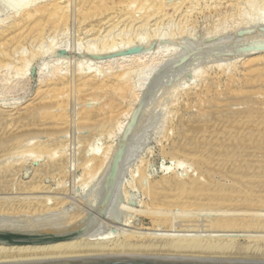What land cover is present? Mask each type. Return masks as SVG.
Listing matches in <instances>:
<instances>
[{"label": "rangeland", "instance_id": "1", "mask_svg": "<svg viewBox=\"0 0 264 264\" xmlns=\"http://www.w3.org/2000/svg\"><path fill=\"white\" fill-rule=\"evenodd\" d=\"M68 1L66 19H46L48 24L43 30H36L27 35L24 29L20 36L0 42V93H3L5 102L8 103L5 104L4 109L15 111L38 100V92L44 89L42 86H45L41 83L39 71L48 61L51 65L63 66L66 78L72 81V84L67 90L68 94L66 92L67 96L63 97L64 100L56 105L60 109H65L69 118L64 124L59 125L53 123L57 118L47 116L46 113L40 114L41 124H45V128H48L43 133L45 135L40 134L42 140L52 136L58 137L53 151L60 146L54 152L57 155V151L59 153L63 150L58 155L64 156L69 170V175L60 177L63 178L62 180L58 178L56 185L59 188H73L72 190L77 191L86 179L85 176V178L81 176L83 167L90 168L88 172L92 170L91 174L96 171L98 160L96 161L93 155L98 153L105 155V159L101 162L102 167L98 170L95 179L104 181L109 176L111 168L118 165L120 167L119 183L124 184L119 186L121 192L118 191L117 195L113 194L114 197L111 198L113 201L111 200L110 206H107V211L105 209L104 212H96L97 208L92 210V213L96 212L94 216L100 219L99 228L108 225L117 226L132 216V220L137 222L136 226L143 224L149 226L153 224L149 211L155 209L156 204L163 208L171 207L173 210L171 216L176 225H179L181 221L184 222L181 224L191 223L193 216L194 220L196 217L199 219L195 220L199 222V225L207 223L208 226V221L216 217L214 211H208L213 207L196 206V209L201 208L197 209L199 210L197 212L195 208L169 206L167 201L158 203L154 199V192L158 190L154 183L162 181L166 176L161 167L171 163L175 155H177L176 160L182 161L181 167L190 171L184 179L191 177L193 172L194 177L197 178L203 175L205 168L214 169L217 163L215 159L226 160L221 155L226 150L232 154L229 157H233L234 160L235 158L241 160V155L250 151L249 148L256 153L259 150L261 155L259 159L264 161V143H260V137H256L259 138L256 145L245 143L236 151L230 150L232 147L228 148L226 144L223 151L202 149L196 152L194 145L200 141L191 136L187 126V124L195 125L207 120L208 111L211 116L210 121L221 125L217 120L219 118H216L217 107L226 103L228 98L226 93L229 90L244 87L248 79V68H250L249 59L264 54V12L257 14V9L260 5H264V1L134 0L113 20L107 18L111 12V8L107 6L110 0H96L95 8H91L90 2L84 0ZM9 3L11 5L12 1L8 0L7 3L6 0L5 6L0 3V19H5L8 15L12 16L13 10ZM6 4L9 10L4 9ZM19 16L16 18L18 19ZM14 19L15 17L12 16L8 21ZM123 34H127L126 39L120 41L118 46L113 48V52L112 50L107 52L106 41L108 39V42L112 41L111 39ZM20 45L26 47V51L24 50L26 54L31 47L35 56L29 59L25 77L17 84V87H13L17 83V74L23 64L21 58L15 55L16 51L14 52ZM90 46L102 50L101 53L93 55L85 51ZM24 47H19L22 52ZM168 49H175V53L163 59L140 90L138 98L133 97V94L130 95L131 92L134 93L135 86L141 85L140 77L146 71L145 65L139 63L141 60H138L136 53L153 54ZM9 53L15 55L12 62L6 60L5 56ZM147 59V57L144 58V60ZM109 61H112V67H114L112 75L104 74L97 86H81V78L93 74L80 75L79 73L78 75L76 69L79 63L105 73L111 69L109 68L111 64L108 65ZM121 73L128 75V81H131L130 87L133 86V91L129 88L130 93H127L130 96L127 97L125 96L127 93L122 94L124 97H119L118 93L112 90V80ZM113 99L120 100L116 110L106 109L95 118H86L81 115L85 105L88 108L100 106ZM15 101L18 102L16 105L9 104ZM236 106L238 105L234 107ZM253 106L259 107L256 104ZM222 113L220 112L219 115ZM16 122L18 121L0 119L3 127L12 126ZM203 139L210 140L208 137ZM23 152L14 159L24 156L26 151ZM31 153L25 154L28 155L29 160L26 161V156L22 159L23 161L25 159L27 165L31 167H34L36 162L47 161L50 155V152L47 153L48 157H44L46 153L42 154L43 157L40 154L41 157L39 156L38 160L36 156L38 152H35L36 154L33 152V156ZM30 155L32 157H29ZM205 155L203 160L207 163V165L205 163L206 166L203 164L202 169L193 166V157ZM19 161H17L18 164H22L21 159ZM260 167L256 175L264 181V162ZM226 173L223 175L214 171L212 176L217 183L224 184L233 177L232 169ZM90 176L89 174L87 178ZM196 203L199 205V202ZM75 204L79 205L80 202L76 201L72 206ZM123 205L126 209H121ZM178 210L180 212L185 210V214ZM139 211L142 213H138ZM184 219L190 220L187 222ZM239 239L244 241L246 237L241 236Z\"/></svg>", "mask_w": 264, "mask_h": 264}, {"label": "bare ground", "instance_id": "2", "mask_svg": "<svg viewBox=\"0 0 264 264\" xmlns=\"http://www.w3.org/2000/svg\"><path fill=\"white\" fill-rule=\"evenodd\" d=\"M11 1L12 4L10 5L11 2L9 1V6H12L13 12L11 14L15 19L8 21L12 17L9 15L5 19H0V42L20 36L24 29L27 35L36 30H43L48 24L46 19H66L67 17L68 0ZM84 1L90 2L91 8L97 7L96 0ZM133 1L110 0L107 6L111 8V12L107 15V18L113 20L123 13L128 4ZM3 2L5 3L6 0H0L2 6H5ZM262 5L257 9V14L264 12V5L263 7ZM7 6L8 4L2 9L9 10ZM18 15L20 16L17 19L16 16ZM126 37L127 34H123L111 39L112 41L108 42V39L107 44H105L106 51L110 52L109 50H112L113 52L114 47L118 46V43ZM19 47L24 46H18L14 50L17 54L13 53L21 58L23 64L22 66L20 64L21 68L16 78L17 83L13 87H17V84L25 77L29 67V59L35 56V52L32 51L31 47L28 48L29 53L27 54L24 52L26 47L23 49L25 54ZM85 51L96 55L100 54L102 50L90 46ZM13 53L5 56L6 60L12 62L15 58ZM174 53L175 49L161 50L153 54L136 53V57H139L138 60H141L138 62L146 67V71L140 77L141 85L139 87L135 86L133 91V84L130 87L129 82L131 81H128V75L121 73L112 80V90L117 92L119 97H124L122 94L129 92L130 88L134 92H129L130 95L133 94V97L138 98L140 90L163 62V59ZM146 57L148 59L144 60ZM111 62H108V65L111 64L109 66L111 69L105 73L79 63L76 69L78 75L79 73L80 75L93 74L81 78V86H97L104 74L105 76L112 75L114 67H112ZM249 62L248 79L244 87L229 90L228 94L226 93L228 97L226 103L217 107L216 118H219L217 120L220 121L221 125L210 121L209 111V113H206L207 120H203L202 124H187L191 136L200 141H196L197 143L194 145L196 152L202 149L223 151L226 144H228V148L232 147L230 150L236 151L240 148V145L245 143L256 145V141L259 139L256 137L261 138V144L264 143V54L249 59ZM39 72L41 83L45 86H42L44 89L38 92V100L32 101L29 106L17 108L15 111L5 110L4 106L8 103L5 102L6 99H4L3 93H0V119L18 121L12 126L3 127L0 124V230L28 232L78 231V235L69 240L48 244L10 246L0 244V263L100 255H152L264 261V181L260 179L259 175H256L264 161L259 159L261 157L259 150L256 153L249 148L250 151L241 155V160H238V158L234 160L233 157H229L232 154L226 150L221 154L226 160L215 159L217 161L215 168L212 169L208 165L209 168H205L206 171L203 170V175L197 178L194 177L195 173L193 172V177L184 179L190 174V171L181 167L182 161L175 159L177 155L172 157L171 163L164 164L161 167L163 174L166 176L162 181L154 183V186L158 188L154 192V199L158 203L167 201L168 203H166L169 206L176 205L181 206V208L185 207V209L187 207L193 209L196 206L213 207H209L210 209L207 210L214 211L216 217L208 218L210 219L208 221L209 225L207 226V223L203 224L206 227L199 225V222L195 221L197 217L194 220L193 216L191 217L192 220L189 219L191 223L188 222L189 220L184 219L188 223L181 224L183 222L181 221L179 224L178 221L177 224L179 225H176L173 216H171V213H173L171 207L163 208L156 204L154 206L156 208L149 211L153 223L149 226L144 224L136 226L135 223L137 222L132 220V216L125 219V221L123 220L124 222H120L117 226L108 225L99 228L100 219L98 220L94 214L97 211L104 212L107 206H110V202L114 197L113 194L117 195L120 191L119 186L124 185L119 183L118 179L120 167L118 165L113 166L109 176L104 181L96 180L95 176L102 167L101 162L104 161L105 155L95 153L93 157L96 161L98 160V164L95 163L97 169L91 174L92 170L88 172L90 168L83 167L84 170H82L81 176H85L86 179L82 182L83 184L79 183L82 188L79 187L80 189L78 188L75 191L76 189L72 190L73 188H59L56 185L58 184L57 179L64 178L69 170L65 164L64 156L58 155L63 150H60L59 153L57 151L58 156L54 152L60 146L53 151V148L57 145L58 137L52 136L47 140H42L40 134L45 135L43 133L48 128H45V124H41L40 114L45 115L46 113L47 116L51 115L57 118L53 123L59 125L68 120L69 114L66 113V110L60 109L56 104L64 100L65 95L67 96V90L70 89L72 81L66 78L63 66L51 65L49 61L40 68ZM4 80L6 82L7 79ZM130 95L125 94L126 97ZM119 101L113 99L109 103L89 108L85 105L81 110V115L86 118H95L106 109L116 110ZM17 103L15 101L9 104L14 106ZM253 104L259 105V107H255ZM235 105L238 106L234 107ZM226 106L228 108H225ZM225 111L229 113H222ZM220 112L221 115H219ZM106 119L109 120L108 117ZM212 119L216 120L214 117ZM204 137H208L210 140L203 139ZM23 151H26L25 154L32 152V156L33 152H38L39 154L35 153L38 160L43 153H46L44 157L49 152L50 155L47 156L49 158L47 161L43 163L36 162L37 164L34 163V167H31L26 163L29 160L28 155L24 154L26 161L25 159L22 160L24 158L22 156ZM21 152H23L20 158L22 164H18L20 159L14 158ZM31 155L29 157H32ZM205 157L206 155L193 157V166L202 169V166L206 163L203 160ZM229 169H232L233 177L229 178L230 180L226 183L220 184L213 179L212 172L217 171L226 175ZM89 174L91 176L87 178ZM18 175L19 177H17ZM62 179L60 178V180ZM261 187L262 189H260ZM72 199H77L76 201H79L80 204L72 206L74 202L76 203ZM72 201L74 202L72 203ZM196 202H199V205ZM95 208H97L96 212L92 213ZM124 208L123 205L121 209ZM197 209L195 208L196 211ZM179 210L178 212H180ZM184 211L180 213H184ZM138 213L142 212L139 211ZM175 213H177L176 210ZM189 214L191 213L189 212ZM135 219L137 218L135 217ZM241 236L246 237V239L241 241L239 239Z\"/></svg>", "mask_w": 264, "mask_h": 264}, {"label": "water", "instance_id": "3", "mask_svg": "<svg viewBox=\"0 0 264 264\" xmlns=\"http://www.w3.org/2000/svg\"><path fill=\"white\" fill-rule=\"evenodd\" d=\"M77 235L78 231L28 232L0 230V244L7 246L48 244L69 240ZM0 264H264V261L152 255H100Z\"/></svg>", "mask_w": 264, "mask_h": 264}]
</instances>
